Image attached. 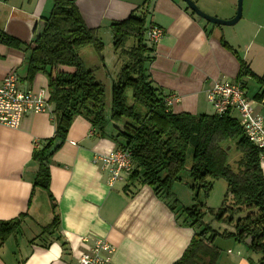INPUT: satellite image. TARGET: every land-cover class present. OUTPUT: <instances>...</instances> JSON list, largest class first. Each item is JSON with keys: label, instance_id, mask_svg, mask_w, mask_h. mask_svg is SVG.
I'll return each instance as SVG.
<instances>
[{"label": "crops", "instance_id": "crops-1", "mask_svg": "<svg viewBox=\"0 0 264 264\" xmlns=\"http://www.w3.org/2000/svg\"><path fill=\"white\" fill-rule=\"evenodd\" d=\"M75 1L88 27L95 29L105 43L103 62L91 47L80 49L79 54L88 68L104 66L100 80L110 86V74L118 66L112 51L110 25L127 19L146 0ZM193 1L203 12L219 19L230 20L237 13L238 0ZM243 1V14L235 28L208 22L182 0L150 1L147 26L161 27L165 35L155 46L154 58L147 69L155 86L176 98L171 107L174 113L214 114L207 99L212 84L217 80L237 82L240 59L248 64L253 49L264 53V0ZM52 8L53 0H0V32L30 44L37 23L48 17ZM222 39L237 55L223 46ZM27 70L24 50L0 44V83L14 71L21 90L47 89L45 74H38L30 82ZM250 79H240L245 90ZM259 87L254 107L264 114V96H259L263 88ZM52 112L53 107L48 113L27 114L18 129L0 125V221L26 214L22 232L0 247V264H78L80 254L93 244L84 243L85 237L107 240L115 248L112 264L177 262L190 245L195 230L181 225L177 214L151 187L130 184L129 175L109 186L107 174L95 165L93 158L116 150L117 146L111 139L101 138L83 117L74 119L66 141L51 158L53 201L42 191L33 194L36 167L32 155L34 149L55 135ZM233 116L239 118L236 112ZM109 127L114 134L111 124ZM261 167L264 173V164ZM186 189L187 195L179 192L178 184L173 190L185 205L191 200L190 189ZM206 204L210 208L218 206L211 205L209 200ZM38 214H42L47 224L59 216L58 228L46 241L41 231L43 225L36 219ZM204 221L215 229H230L212 222L211 215ZM215 243L221 250L218 264H259L260 255L251 252L247 244L234 238H217Z\"/></svg>", "mask_w": 264, "mask_h": 264}, {"label": "trees", "instance_id": "trees-1", "mask_svg": "<svg viewBox=\"0 0 264 264\" xmlns=\"http://www.w3.org/2000/svg\"><path fill=\"white\" fill-rule=\"evenodd\" d=\"M150 1L146 0L127 19L110 25L112 51L118 66L110 74L109 101L107 85L96 76L98 68H88L79 54L80 49L91 47L103 62L105 43L95 29L88 27L75 0H53L50 15L37 23L30 44L0 32V44L26 52L30 82L40 73L48 78L55 135L33 151L36 167L33 194L42 191L53 201L51 158L66 141L74 119L83 117L101 138L111 139L117 150L131 154L134 169L128 177L130 184L151 187L177 214L181 225L195 230L190 245L174 264H218L221 250L215 243L217 238H234L247 244L251 252L260 255L259 264H264L261 150L248 140L239 119L232 115L174 113L172 106L166 104L170 94L155 86L147 69L155 52V46L146 37ZM221 42L237 55L226 40ZM239 62L237 82L243 77L255 79L263 88L259 95L263 97V79L252 73L244 61ZM128 91L132 92L131 100ZM232 142L242 154L235 169L228 164L226 149ZM190 152L192 163L187 167ZM185 171L191 179L188 185L191 200L187 205L173 191L184 181ZM219 180L226 182V192L221 205L210 208L206 200ZM207 215H211L212 222L230 229L213 228L204 221ZM25 217L22 214L0 221V247L22 232ZM58 226L56 215L48 229L56 230Z\"/></svg>", "mask_w": 264, "mask_h": 264}, {"label": "built area", "instance_id": "built-area-1", "mask_svg": "<svg viewBox=\"0 0 264 264\" xmlns=\"http://www.w3.org/2000/svg\"><path fill=\"white\" fill-rule=\"evenodd\" d=\"M165 35L161 27L152 25L146 30L148 42L156 46ZM47 89L37 92L23 91L19 88V76L16 72L8 73L0 83V125L18 129L25 115L51 112ZM207 99L215 114L232 115L236 112L248 140L261 150L260 162L264 164V114L251 104L240 82L215 81L207 91ZM176 98L168 96L166 104L173 106ZM106 174L108 184L113 187L124 175L133 172L131 154L125 150H113L96 154L93 158ZM84 243H93L77 259L78 264H112L115 248L105 239L83 238Z\"/></svg>", "mask_w": 264, "mask_h": 264}, {"label": "rangeland", "instance_id": "rangeland-1", "mask_svg": "<svg viewBox=\"0 0 264 264\" xmlns=\"http://www.w3.org/2000/svg\"><path fill=\"white\" fill-rule=\"evenodd\" d=\"M243 10H244V1H243ZM236 26H237V24L235 26H232V27L235 28ZM131 44H132V41L129 42V45H131ZM253 51H255V49H253L252 53H251V58H250L251 62L248 63L249 68L251 69L252 73H254L258 77L262 78L263 81H264V53H257V52H253ZM99 64H100V62H99ZM97 67H99V68H98V70H96V76H97V78L99 80L103 79L102 78L104 76L103 69H102L101 66H97ZM248 82H249V85H248V89L246 91L248 93V97H249V99L251 101V104L253 106H256V102H255L254 96H255L256 92L258 93V91L261 90V88L256 83L255 79H250V80H248ZM263 87H264V85H263ZM259 88H260V90H259ZM110 90H111V85L107 86V100L108 101L110 99ZM131 95H132V92L128 91L127 96L129 97V100H131L130 99ZM209 111L212 112V108L211 107L209 108ZM226 149L228 150V164L233 169H235L236 168V163L241 158L242 154H241L240 151L235 149L233 142L230 143L229 146L226 147ZM191 163H192V153L190 152L189 155H188V159H187V167H190ZM188 177H189L188 172L185 171L184 174H183L184 181H182L180 184H178L179 192L180 193L182 192V194H186V195H187V190H188V189H186V187L189 188L188 185L186 184V182L187 181L191 182V179L188 178ZM226 187H227V185H226V182L224 180H219V181L215 182L214 187H213V191L210 194V197L208 198V200L210 201L211 205L212 204L218 205V206H216L217 208L221 205L222 200H223V196H224V194L226 192ZM208 200H206V201L208 202ZM40 215H42V214L36 215V219L39 220L42 223V225H43V227L41 228V231L44 232L43 239L46 241L49 238V236L52 235L51 233H53L54 230L53 229H48L49 226H50V223L47 224L43 220L42 216H40ZM207 218H210V217H207ZM18 238H19V242H23L21 237H18ZM13 248H14V246H13ZM14 249L16 250V248H14Z\"/></svg>", "mask_w": 264, "mask_h": 264}, {"label": "water", "instance_id": "water-1", "mask_svg": "<svg viewBox=\"0 0 264 264\" xmlns=\"http://www.w3.org/2000/svg\"><path fill=\"white\" fill-rule=\"evenodd\" d=\"M187 4V6L199 17L207 20L208 22L217 25L219 27L222 26H235L241 19L243 14V0H238L237 5V13L234 18L230 20H223L213 16L208 15L207 13L203 12L193 0H182Z\"/></svg>", "mask_w": 264, "mask_h": 264}]
</instances>
